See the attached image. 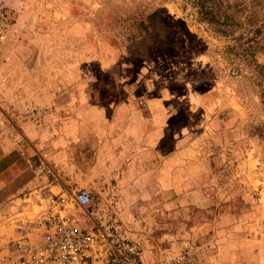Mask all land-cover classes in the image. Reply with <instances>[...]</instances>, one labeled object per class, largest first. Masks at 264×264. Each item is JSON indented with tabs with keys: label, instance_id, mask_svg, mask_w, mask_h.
<instances>
[{
	"label": "rangeland",
	"instance_id": "1",
	"mask_svg": "<svg viewBox=\"0 0 264 264\" xmlns=\"http://www.w3.org/2000/svg\"><path fill=\"white\" fill-rule=\"evenodd\" d=\"M3 3L10 121L36 110L17 95L34 100L65 81L99 106L134 95L162 143L145 177L132 166L130 182L118 167L105 194L94 162L62 188L39 162L16 180L0 176V264H19L16 243L34 239L51 197L80 189L89 204L70 202L67 213L95 235L84 264H264V0ZM1 137L0 171L23 147L19 133Z\"/></svg>",
	"mask_w": 264,
	"mask_h": 264
},
{
	"label": "crops",
	"instance_id": "2",
	"mask_svg": "<svg viewBox=\"0 0 264 264\" xmlns=\"http://www.w3.org/2000/svg\"><path fill=\"white\" fill-rule=\"evenodd\" d=\"M62 82L63 89L60 87L58 90L54 82L46 94L37 95L34 100L17 95L15 103H23L24 106L29 102L30 108L36 110L26 108L20 114L18 112L24 110L19 106L20 110H14L18 114L14 115L13 121H10L5 110L12 111L10 101L14 98L0 100V109H5L0 113L1 138L8 140L6 136L17 133L23 136L22 155L7 161L0 176L7 175V182L16 180L20 168L26 174L39 162L46 173L49 172L46 175L49 186L62 188L65 182H77L92 175L91 165L94 162L96 182L102 184L104 194L108 193L104 189L106 176L113 174L118 167L130 182L132 166H135V171L142 167L145 177L154 152H158L155 145L162 143L158 126L149 118L151 111L136 107L134 95H131V99L125 97L111 101L108 106L89 103L87 95H72L71 86L66 84L69 82ZM8 150V141L0 144V159L4 160ZM159 158L161 160V154ZM148 174L151 176L150 172Z\"/></svg>",
	"mask_w": 264,
	"mask_h": 264
},
{
	"label": "built area",
	"instance_id": "3",
	"mask_svg": "<svg viewBox=\"0 0 264 264\" xmlns=\"http://www.w3.org/2000/svg\"><path fill=\"white\" fill-rule=\"evenodd\" d=\"M8 21L3 0H0V52L7 38ZM37 172L43 173L44 167L37 166ZM55 200L54 206L37 218L35 228L38 231L34 239L23 238L16 243L19 264H84L87 252L93 247V231L79 225L72 214L67 213L68 204L76 202L81 206L89 204L91 196L88 190L80 189L74 197L64 193Z\"/></svg>",
	"mask_w": 264,
	"mask_h": 264
}]
</instances>
